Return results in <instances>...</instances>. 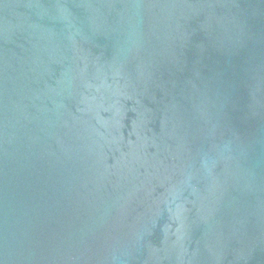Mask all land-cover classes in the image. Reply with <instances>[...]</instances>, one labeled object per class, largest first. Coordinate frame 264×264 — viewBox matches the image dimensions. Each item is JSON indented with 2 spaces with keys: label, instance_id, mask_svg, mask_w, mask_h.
Listing matches in <instances>:
<instances>
[{
  "label": "water",
  "instance_id": "95a60500",
  "mask_svg": "<svg viewBox=\"0 0 264 264\" xmlns=\"http://www.w3.org/2000/svg\"><path fill=\"white\" fill-rule=\"evenodd\" d=\"M0 264H264V0H0Z\"/></svg>",
  "mask_w": 264,
  "mask_h": 264
}]
</instances>
